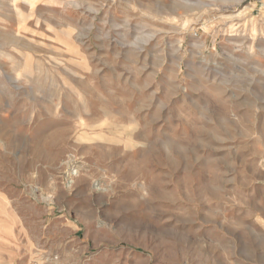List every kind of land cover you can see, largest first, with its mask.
<instances>
[{
    "label": "rangeland",
    "instance_id": "rangeland-1",
    "mask_svg": "<svg viewBox=\"0 0 264 264\" xmlns=\"http://www.w3.org/2000/svg\"><path fill=\"white\" fill-rule=\"evenodd\" d=\"M264 264V0H0V264Z\"/></svg>",
    "mask_w": 264,
    "mask_h": 264
},
{
    "label": "built area",
    "instance_id": "built-area-1",
    "mask_svg": "<svg viewBox=\"0 0 264 264\" xmlns=\"http://www.w3.org/2000/svg\"><path fill=\"white\" fill-rule=\"evenodd\" d=\"M51 264H65L58 256L51 259Z\"/></svg>",
    "mask_w": 264,
    "mask_h": 264
}]
</instances>
